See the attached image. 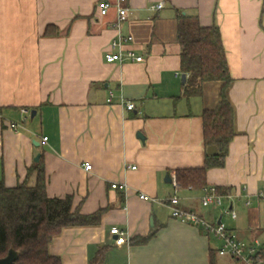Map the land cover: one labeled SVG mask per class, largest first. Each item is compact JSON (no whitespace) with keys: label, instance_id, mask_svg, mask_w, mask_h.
I'll return each instance as SVG.
<instances>
[{"label":"crops","instance_id":"crops-1","mask_svg":"<svg viewBox=\"0 0 264 264\" xmlns=\"http://www.w3.org/2000/svg\"><path fill=\"white\" fill-rule=\"evenodd\" d=\"M117 1L0 0V180L13 187L41 160L48 197L70 196L81 214L100 211L96 225L64 228L51 241L49 253L61 264H89L101 247L102 264H209L211 254L215 264H241L219 256L220 241L201 227L138 194L164 200L174 192L166 173L173 180L177 169L204 165L201 113L219 102L222 81L182 96L179 10L219 29L234 130L222 165L208 169L205 183L232 197L203 207L205 186L178 185L179 207L264 247V198L257 196L264 194V0H124L127 16L115 26ZM102 2L110 4L105 15ZM119 35L132 37L123 48L141 61L105 60ZM114 182L127 188H112ZM112 227L126 241L118 242ZM151 233L145 243L133 242Z\"/></svg>","mask_w":264,"mask_h":264},{"label":"trees","instance_id":"trees-1","mask_svg":"<svg viewBox=\"0 0 264 264\" xmlns=\"http://www.w3.org/2000/svg\"><path fill=\"white\" fill-rule=\"evenodd\" d=\"M176 40L180 47L179 65L186 74L182 96L190 98L201 94V85L208 81H222L219 102L211 110L201 113L205 147L214 145L217 153L205 155L202 167L175 170L179 186L201 188L206 183L209 168L222 165L228 144L233 138V109L225 89L231 81L221 35L217 26H200L197 17L176 10ZM34 175L33 184L28 180ZM218 191V188H217ZM218 193H220L218 191ZM221 194H225L222 191ZM72 199L48 197L45 193L43 162H34L23 182L7 187L0 180V258L9 249L17 253L14 264H61L59 256L49 253V244L64 228L96 225L100 211L81 214L71 209ZM153 233L134 239L145 243ZM105 248L101 247L89 264H102ZM209 264H215L213 255Z\"/></svg>","mask_w":264,"mask_h":264},{"label":"built area","instance_id":"built-area-1","mask_svg":"<svg viewBox=\"0 0 264 264\" xmlns=\"http://www.w3.org/2000/svg\"><path fill=\"white\" fill-rule=\"evenodd\" d=\"M124 0H118L116 4L117 20L115 26H118L121 21H123L127 16V9L122 7L120 4ZM161 3L157 5V8L161 7ZM110 7L108 2H102L99 4V12L101 15H105ZM132 40L130 35L118 36L110 42V48L115 49L116 52H108L105 55V60L107 62H124V61H141L142 57L137 56L133 53L131 49H124L123 43ZM125 107L131 110L134 105L132 102H125ZM24 112L27 113L26 110ZM47 137H43L42 140L45 141ZM84 168L89 170L91 165L89 163L84 164ZM134 168V167H132ZM174 192L164 200H159L155 197L149 196L145 193H139L138 198L143 201L157 202L159 204L166 205L170 210V216L184 224H190L194 226L201 227L207 235H212L220 241L217 248V254L219 256H229L237 259L241 264H264V247L258 240L252 243H247L240 240L233 232L227 230L226 226L222 222L210 223L206 221L201 215L197 214L193 210H187L179 207V198L176 193L178 184L173 178ZM112 188H117L119 190H125L127 188L125 183H112ZM258 198H264V194L259 193ZM231 198L230 194H219L217 188L213 185H208L203 188V195L200 198V203L203 207L209 205H222L223 198ZM249 202H247L248 204ZM222 212L230 215L231 218H236V213L228 208H223ZM110 233L116 236L118 242L126 241L125 232L112 227Z\"/></svg>","mask_w":264,"mask_h":264},{"label":"water","instance_id":"water-1","mask_svg":"<svg viewBox=\"0 0 264 264\" xmlns=\"http://www.w3.org/2000/svg\"><path fill=\"white\" fill-rule=\"evenodd\" d=\"M186 80V74L182 73L181 74V83L183 84ZM35 115V110H31L30 112V117L33 118ZM206 153L208 155L214 156L217 153V149L214 145H209L206 148ZM39 158V155H36L34 158V161H37ZM164 180L166 182H171V178L169 177V174L166 173ZM220 220H218L217 222H219ZM17 258V253L16 251H14L13 249H9L7 252V255L0 258V264H14L15 259Z\"/></svg>","mask_w":264,"mask_h":264},{"label":"rangeland","instance_id":"rangeland-1","mask_svg":"<svg viewBox=\"0 0 264 264\" xmlns=\"http://www.w3.org/2000/svg\"><path fill=\"white\" fill-rule=\"evenodd\" d=\"M230 264H235L234 262L230 261Z\"/></svg>","mask_w":264,"mask_h":264}]
</instances>
